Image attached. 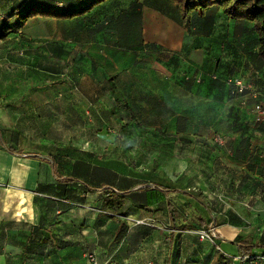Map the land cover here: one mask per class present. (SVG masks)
<instances>
[{"label":"crops","instance_id":"0c3cea01","mask_svg":"<svg viewBox=\"0 0 264 264\" xmlns=\"http://www.w3.org/2000/svg\"><path fill=\"white\" fill-rule=\"evenodd\" d=\"M90 1L0 0V30L5 25L13 28L8 38L0 43H5L6 50H9L6 57L12 62L16 57V62L23 68L48 58L55 67L68 64L72 71L95 73L94 79H83L78 84L88 85L95 101L94 109L98 110L101 105L106 112L104 123L99 118L102 124L111 126L119 136H132L136 132L139 135L147 132L159 136L155 137L158 145L156 151L164 153L147 165L143 164L151 166V175L156 178L151 185L153 190L131 193L115 185L119 178L115 168L121 166L116 161L100 163L82 160L79 166L87 173L84 177L76 176V179L98 190L110 187L127 196L132 195V198L128 197L124 209L125 217L113 220L110 216L114 213L102 211L103 201L109 192L105 196H100L101 192H86L87 204H96L95 209L53 208L35 213L32 196L25 191H15L9 201L20 203L22 199L17 192H23L28 200L25 206L28 212L23 218L17 217L16 206L12 205L15 207L10 213L13 212L12 217L17 218L13 221L2 217L10 214L5 209L2 211L0 264H18V259L14 257L22 254L24 257V249L31 242L43 248L46 245L65 249L88 246L98 249V255H103L107 247H119L118 244L127 237H133V242H140V234L144 230L147 232L146 227L128 225L126 219L145 218L149 214L145 210L152 211L159 198L167 199L166 214L173 227V231L165 234L161 245L163 254L157 256L156 252L151 251L150 255H139L129 262L157 264L166 255L161 264H173L176 233L196 231L198 226L205 229L206 225H211L217 237L210 264L215 263L216 250L221 256L233 258L230 264H257L258 260L248 262L241 259L238 242L260 244L243 237L236 239V236L243 231L244 236L245 231L257 226L254 218L259 214V209L252 201L264 200V123L254 122L251 109L255 101L250 96L232 99L226 84L207 80L215 73L223 78L238 76L252 86L259 94L258 101L264 104V61L259 55L252 24L229 20L221 10L215 8L205 14L193 13L191 20L185 22L179 6L173 0H107L83 17L73 20L36 17L21 29L14 28L18 19H7L12 10L26 4L74 10ZM148 13L160 17L162 25L152 27V22H148ZM154 29L158 31L154 33ZM49 43L64 45L68 52L66 57H62V53L52 52L47 46ZM38 64L42 65L40 62ZM99 73H103L102 80L96 78ZM183 74L203 76L206 81L183 82ZM112 76L115 77L113 83L119 92L120 102L122 105L128 104L132 113L125 108H117L119 101L112 94V84L108 80ZM19 86L12 80L0 82V138L8 147L26 156H13L0 143V183L7 181L11 174L15 183L21 182L20 173L15 166L9 165L13 160L30 162L38 167L44 165L43 173L38 175L40 183L49 181V174L56 182L63 183L57 181L53 173L51 159L55 157L54 154H29L14 147L12 138L15 135L23 139L31 135L26 124L15 126L17 113L13 103L18 97L14 95V87ZM215 124L218 131L223 132L221 136L225 141L228 138L226 145L215 143ZM107 129L95 134L100 138L92 141L95 148L98 145L103 149L109 148L112 139L108 138ZM99 130L97 128L91 134ZM37 134L41 139L43 133L37 131ZM167 138L171 141L167 142ZM38 142V145L43 143L42 139ZM121 145L126 146L125 139ZM21 165L28 174L29 164ZM103 176L107 179L103 180ZM156 186L178 192L168 194L163 189H156ZM181 189L199 191L205 204L187 196ZM179 197L184 201L175 204L173 198ZM170 205L175 209V215L178 214L175 222L171 217ZM185 208L196 214L199 220L178 227L177 221L183 219ZM261 226L264 232V224ZM122 227L127 229L120 232L119 228ZM32 233L35 237L31 240ZM157 244L159 242L151 243L153 247ZM260 246L253 253L264 252V245ZM58 261L59 264L78 262L77 257L71 255L66 260L59 258ZM217 261L227 264L226 260H220V256Z\"/></svg>","mask_w":264,"mask_h":264},{"label":"rangeland","instance_id":"374dc122","mask_svg":"<svg viewBox=\"0 0 264 264\" xmlns=\"http://www.w3.org/2000/svg\"><path fill=\"white\" fill-rule=\"evenodd\" d=\"M148 15V22H152V27L162 25L160 17H154L151 13H148ZM163 30H165L164 27ZM156 31L158 30L154 29V33ZM6 49L5 43H0V82L5 83L7 80H12L20 85L17 88L14 87V95L18 97L13 103L14 111L17 113L15 114V124H17L15 126L24 123L31 132V135L24 139L15 135L12 138L15 148L22 149L29 154H54L59 164V173L62 176L84 177L87 171L79 166L82 160L99 161L100 163L108 160L116 161L121 166L120 168H115L119 172V178L115 185L131 193L140 190L144 192L153 190L151 185H153V181L156 178L151 175V166L147 167L145 165L164 153V151H156L158 145L155 142V137L157 135L147 132H142L139 135L136 132L132 133V136H119L111 126L106 127L102 124L99 118H102L104 123L106 119L104 113L106 112L102 110L101 105L100 107L98 106V110H95L93 105L95 101L92 99L91 88L88 85L78 84L83 79L87 81L94 79L93 74L95 73H71L65 67L62 69L55 67L49 61L42 67H38V64L33 62L30 67L23 68L20 63L16 62V57L15 62L6 57L9 52ZM11 63H14V65H10ZM102 74H98L97 80L103 79L104 76ZM246 116H248V113H246ZM133 127L136 126L133 125ZM97 128H100V130L91 134ZM104 129L108 130L107 136L112 139H109L110 146L103 149V146L98 145L95 148L94 144H91L92 141L100 139L95 134ZM37 131L43 133V136H41L43 143L40 144L43 146L38 145V140L41 139H38L39 134H37ZM213 131V138L223 134V132L218 131L217 124L213 126ZM124 139L126 146L121 145V141ZM227 140L228 138H226L224 145L228 143ZM170 141L167 138V142ZM5 163L8 164V161H5ZM22 163L29 164L27 165L29 166L28 174L25 168L22 167ZM9 165L15 166V169L20 173L19 182L20 180L21 182L15 183L16 180L13 179L14 176L11 174L7 181L0 183V216L4 209L10 213L15 206V216L17 217L23 218L25 213L28 212V208L25 207L28 200L23 192H17V195L22 199L21 202L19 201L20 203L15 200H13V203L9 201L10 195L19 190L25 191L32 196V207L35 208V213L39 212V210L45 211L53 208L82 209L89 207L95 209L97 207L95 206L96 204L94 206L91 203L87 204V193L79 184L69 186L64 183H58L51 178L50 174L48 175L49 181L40 183L38 175L43 173L42 167L44 165L38 167L37 165L33 166L30 162L17 160L9 162ZM102 179L105 180L107 177L103 176ZM107 194L108 192L104 191L101 192L100 196ZM128 197L132 198V195ZM173 199L175 204L184 201L181 197ZM252 202L259 209V214L254 218V223L257 226H253L247 232L245 231L244 236L242 234L244 231L241 232L236 236V239L243 237L264 245V232H262L261 228V225L264 224V200ZM166 204L167 199L159 198L156 206L151 209L152 211H149V209L145 210L152 215L147 214L145 218L142 217V219L138 220H132V217L126 219L129 222L128 225L146 227L147 232L144 230L140 234V242L138 240L133 242V237H127L124 242L122 240L118 244L119 247L105 248L103 255H98V249L88 246L65 249L46 245L43 248L37 247L31 242V245L24 249V257L22 254V256L14 258L18 259V264H59V258L66 260L71 255L77 257L78 262L76 264H135L136 261H129H134L135 257L139 255H150L151 251L156 252L157 256L160 254L162 256L161 245L166 237L165 234L173 231L166 214ZM12 213L2 217L11 218L15 221L17 218L12 217ZM183 213V219L177 221L178 227L189 223H197L199 220L197 215L193 214L189 209L185 208ZM116 226L118 227L119 224ZM78 228L81 229L80 227ZM126 229L127 227L119 228L120 232ZM203 230L209 231L211 236L213 232L217 235L215 228L201 229L199 226L196 231H179L176 233V241L172 253L173 264H210L216 245L210 237L204 241L200 240L199 234ZM33 237L35 236L32 233L30 236L31 240ZM212 237L214 238V236ZM150 242H159V244L153 247ZM1 251L2 248H0V253ZM254 253L257 257L256 260H258L257 264H262L264 262V252L256 251ZM161 258L159 259H166V255L165 258L164 256ZM161 260L157 264H161Z\"/></svg>","mask_w":264,"mask_h":264},{"label":"trees","instance_id":"16d2710c","mask_svg":"<svg viewBox=\"0 0 264 264\" xmlns=\"http://www.w3.org/2000/svg\"><path fill=\"white\" fill-rule=\"evenodd\" d=\"M107 0H91L88 4L82 6L80 9H74V10H59V9H53V8H44L39 4H26L19 7H16L12 12L7 16V19H18V22L15 24V29H21L25 26V24L32 18L36 17H51L55 19H65V20H73L77 17H83L86 14L93 11L98 6L104 4ZM177 3L179 6L181 16L183 21L189 22L191 20L193 13H200L205 14L210 9H219L222 11V13L232 21H242L246 23L252 24V31L256 35V43L259 46V55L261 59L264 61V0H173ZM12 29L10 26H3L0 30V41H4L8 38V36L12 33ZM52 52H55L56 54L62 53V57H66L67 55V49L64 45L58 44V43H49L47 45ZM57 49V50H55ZM53 54V53H52ZM54 55V54H53ZM53 61L46 58L45 61H35V63L40 64L38 66H45L47 62ZM65 67L67 70H70L71 73H80L75 70H71L69 68V65L60 67L61 69ZM234 78H240L238 76L235 77H225L218 74H211L210 78H208V82H223L229 87V93L232 99H235L232 96V86L229 84V79ZM115 77H109V82L112 84V94L117 98L119 103H117V108H125L129 110L131 113V109L129 108L128 104L122 105L118 98L119 92L117 91L116 85L113 83ZM183 82H197V83H203L205 82V78L202 76L196 77L191 75L183 74L181 77ZM210 111H213V109L209 108ZM1 146L11 155L18 156V157H24L26 156L21 151H16L13 148H10L6 145L5 141L0 138ZM52 168L53 173L57 181L63 182L66 185H75L79 184L87 193H95V192H109V195L104 199L103 205H102V211H109L114 213L113 216H110L113 220L120 219L121 217H125L124 209L128 203V196L120 191H115L113 188L110 187H104L101 190H98L85 181H80L76 179V177H64L59 174V164L56 157H52ZM158 190H164V192H167L168 194L171 193H177V190H171L164 188H161L160 186L155 187ZM185 192V194L196 201H198L201 204H205L204 198L201 195L199 191H193V190H185L181 189ZM171 210V217L173 221L175 222L178 218V214H176L175 209L170 205ZM211 225H206L205 228H210ZM191 227V226H190ZM185 230L187 227H183ZM213 241L216 244L215 237L212 238ZM239 244V250L241 259H247L248 262H254L256 260V255H254L253 251L255 249L260 248V245H249L245 242H238ZM220 256V260L224 259L226 260L227 264H230L233 260V258L225 257V255H220L219 251L216 250V254L214 257V264H219V261H217V257Z\"/></svg>","mask_w":264,"mask_h":264},{"label":"built area","instance_id":"2783aa9c","mask_svg":"<svg viewBox=\"0 0 264 264\" xmlns=\"http://www.w3.org/2000/svg\"><path fill=\"white\" fill-rule=\"evenodd\" d=\"M229 84L232 86V96L235 99L242 98L244 96H250L255 102L251 109V114L253 116L254 122L256 124L264 123V104L258 101L259 94L255 92L252 86L243 81L241 78L229 79ZM215 143L218 145H223L225 139L222 136H217L215 138ZM212 236H216L215 233H212ZM209 231H201L199 234L200 240L204 241L207 238H213Z\"/></svg>","mask_w":264,"mask_h":264}]
</instances>
